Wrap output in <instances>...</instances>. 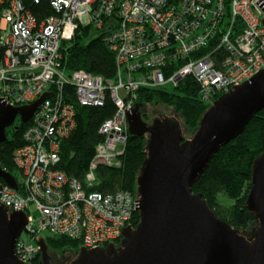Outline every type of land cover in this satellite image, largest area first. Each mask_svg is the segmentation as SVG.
Masks as SVG:
<instances>
[{
  "label": "built area",
  "instance_id": "built-area-1",
  "mask_svg": "<svg viewBox=\"0 0 264 264\" xmlns=\"http://www.w3.org/2000/svg\"><path fill=\"white\" fill-rule=\"evenodd\" d=\"M48 2L54 15L41 21L22 0H0V101L22 107L49 95L14 153L19 188L0 182V203L27 216L26 233L15 247L23 264L34 263L44 235L79 241L87 250L121 242L138 197L89 190L99 183V167L122 165L128 113L140 89L176 87L192 77L202 101L212 105L264 69L262 0ZM115 15L118 25L105 38L116 57L115 79L82 69L68 73L61 61L63 44L80 27L101 29ZM217 51L229 56L220 67L213 59ZM173 62L183 65L168 69ZM108 99L116 110L99 130L103 140L88 172L83 180L68 176L60 168V153L76 128V106L104 107Z\"/></svg>",
  "mask_w": 264,
  "mask_h": 264
},
{
  "label": "water",
  "instance_id": "water-1",
  "mask_svg": "<svg viewBox=\"0 0 264 264\" xmlns=\"http://www.w3.org/2000/svg\"><path fill=\"white\" fill-rule=\"evenodd\" d=\"M47 97L44 94L22 107L0 101V146L16 119L28 123ZM143 107L136 104L128 113L129 135L147 138L146 159L137 178L140 222L135 229H124L119 246L81 248L70 264H264V153L254 161L245 205L257 221L250 232L221 220L203 194L192 191L220 149L240 136L264 109V69L219 97L190 140L167 117L145 121ZM1 181L19 188L0 165ZM26 226L24 212L10 211L0 203V264H23L15 247ZM38 244L39 264H52L46 241Z\"/></svg>",
  "mask_w": 264,
  "mask_h": 264
},
{
  "label": "trees",
  "instance_id": "trees-1",
  "mask_svg": "<svg viewBox=\"0 0 264 264\" xmlns=\"http://www.w3.org/2000/svg\"><path fill=\"white\" fill-rule=\"evenodd\" d=\"M22 2L41 21L54 15L48 0L38 4L34 0ZM117 20L115 15L109 21L111 24L107 23L101 29L93 25L80 27L75 38L63 44L61 61L68 73L82 69L105 79H115L116 57L105 38L112 27L118 25ZM228 57L223 51H217L213 55L218 67ZM182 65L181 62H173L168 69H178ZM151 103L172 108L191 130L198 128L201 118L211 106L202 101L200 87L192 77L186 78L176 87L140 89L136 104L148 106ZM115 110L111 99L107 100L104 107L76 106V128L62 144L60 153V168L68 176L83 180L96 146L103 140L99 130ZM29 125L30 123H22L18 117L14 125L6 130L7 139L0 146V165L14 176L18 184L21 171L14 162V153L24 145L23 134ZM146 145V137L129 135L121 158L122 165L117 168L99 167L96 172L99 183L89 191H97L103 195L125 191L137 197V178L146 159ZM263 153L264 109L253 117L240 136L220 149L192 189L193 193L203 194L215 214L238 231L250 232L257 225L254 214L245 205L251 189L254 161ZM139 222L140 214L136 212L132 218V226L136 228ZM45 241L49 251L56 253L70 251L76 256L82 248L80 242L66 237L46 236ZM40 259L41 254H38L33 264H39Z\"/></svg>",
  "mask_w": 264,
  "mask_h": 264
},
{
  "label": "rangeland",
  "instance_id": "rangeland-1",
  "mask_svg": "<svg viewBox=\"0 0 264 264\" xmlns=\"http://www.w3.org/2000/svg\"><path fill=\"white\" fill-rule=\"evenodd\" d=\"M146 107H147L148 115L144 116V119L148 123L151 122V119L153 117L154 118H165V117H167L171 121H174L175 123H177L179 125V127L182 130L183 136L187 140H190L195 135V133L197 132V129L191 130V129L187 128L183 122V119L172 108H168V107H165V106H163L161 104H157V103H151ZM127 227H129V226H126L125 228H127ZM44 236H47V235H44ZM24 237L28 238V236L26 234H23V238ZM69 250H71V249H69ZM50 253L53 254L56 257V259H58L59 262H61V263H57V264H70V262L76 258L75 254L73 252H70V251H67L64 253H56V252L50 251Z\"/></svg>",
  "mask_w": 264,
  "mask_h": 264
},
{
  "label": "flooded vegetation",
  "instance_id": "flooded-vegetation-1",
  "mask_svg": "<svg viewBox=\"0 0 264 264\" xmlns=\"http://www.w3.org/2000/svg\"><path fill=\"white\" fill-rule=\"evenodd\" d=\"M147 112H148V111H147V107H146V106L143 107V108H142L143 118H144L145 115H148ZM153 119H154V117L151 119V122H152ZM144 120H145V119H144ZM151 122H149V123H151ZM130 227H132L133 229H135L133 226H130ZM116 246H119V244H116ZM49 252H50V251H49ZM50 255H51V258H52V264L61 263V262L58 261V259H56V257H55L53 254L50 253ZM55 262H56V263H55ZM62 263H63V262H62Z\"/></svg>",
  "mask_w": 264,
  "mask_h": 264
}]
</instances>
